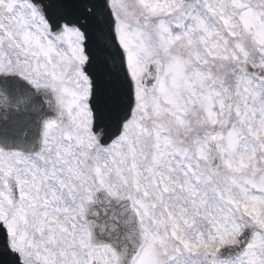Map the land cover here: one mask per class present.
I'll return each mask as SVG.
<instances>
[{
	"label": "snow or ice",
	"instance_id": "1",
	"mask_svg": "<svg viewBox=\"0 0 264 264\" xmlns=\"http://www.w3.org/2000/svg\"><path fill=\"white\" fill-rule=\"evenodd\" d=\"M0 264H264V0H0Z\"/></svg>",
	"mask_w": 264,
	"mask_h": 264
}]
</instances>
